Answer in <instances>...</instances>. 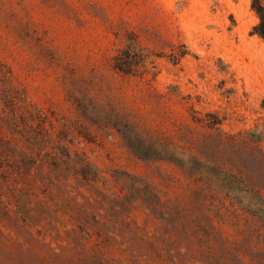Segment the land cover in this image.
<instances>
[{
  "label": "rangeland",
  "instance_id": "rangeland-1",
  "mask_svg": "<svg viewBox=\"0 0 264 264\" xmlns=\"http://www.w3.org/2000/svg\"><path fill=\"white\" fill-rule=\"evenodd\" d=\"M252 4L0 0V264H264Z\"/></svg>",
  "mask_w": 264,
  "mask_h": 264
},
{
  "label": "trees",
  "instance_id": "trees-1",
  "mask_svg": "<svg viewBox=\"0 0 264 264\" xmlns=\"http://www.w3.org/2000/svg\"><path fill=\"white\" fill-rule=\"evenodd\" d=\"M252 10L256 13L259 23L253 28L251 34L264 40V8L259 0H253ZM254 136L250 135L251 138L259 140V135ZM262 156L264 159V153H262ZM214 168L207 163L200 162V173L203 174L206 180L214 185L229 200L232 206H236L239 210L255 217L264 229V196L246 185L242 177L222 170L217 173ZM77 251L82 253L83 256L87 253L86 247L82 246Z\"/></svg>",
  "mask_w": 264,
  "mask_h": 264
}]
</instances>
